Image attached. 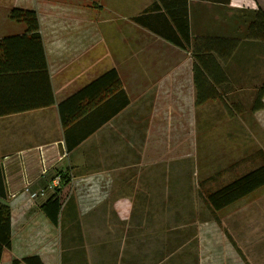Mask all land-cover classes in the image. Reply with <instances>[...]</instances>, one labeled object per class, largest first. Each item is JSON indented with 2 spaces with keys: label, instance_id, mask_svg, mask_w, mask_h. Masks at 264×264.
Wrapping results in <instances>:
<instances>
[{
  "label": "crops",
  "instance_id": "crops-1",
  "mask_svg": "<svg viewBox=\"0 0 264 264\" xmlns=\"http://www.w3.org/2000/svg\"><path fill=\"white\" fill-rule=\"evenodd\" d=\"M263 84L264 0H0V264H264Z\"/></svg>",
  "mask_w": 264,
  "mask_h": 264
},
{
  "label": "trees",
  "instance_id": "trees-1",
  "mask_svg": "<svg viewBox=\"0 0 264 264\" xmlns=\"http://www.w3.org/2000/svg\"><path fill=\"white\" fill-rule=\"evenodd\" d=\"M11 18L14 20L25 22L31 31H37V33H38V30H39L38 19H37V15L34 11L14 9L11 12ZM113 76L115 78L114 89L117 91V94H123L124 95V91L122 89L121 81H120L119 76L117 75V73L115 71H113L111 74L108 75V77H113ZM263 88H264V84H263ZM75 96H77V95H75ZM124 98L125 99L123 101V104L121 105L122 107H125L129 103L126 94L124 95ZM63 123L65 126H68V124L71 122L64 119ZM262 170H263V168L260 167L259 169L255 170L252 173L262 172ZM62 180H64V177ZM244 183H245L244 181H238V180L234 181L233 183H231V184H229V185H227L221 189H218L217 191L210 194L209 200L212 202L214 207H216L217 209H220L221 198H227L226 201L228 202V201H232L234 199H237L238 197H241L242 195H244L248 192L246 190H242L239 188V186L244 184ZM262 183H264V182H260L259 185ZM61 198L62 197H60L58 195V193H56V195L52 196V198H50L44 204L45 210H47V207L49 205L50 206H52V205L57 206L59 208ZM2 219H3V229H2L3 236L0 237V261L2 259L3 249H8L11 246V211H10V208L8 206H4ZM53 219L55 220V217H53ZM22 263L23 262H21V261H14V264H22ZM24 263H26V264H43L41 262L40 258L37 256L26 258L24 260Z\"/></svg>",
  "mask_w": 264,
  "mask_h": 264
},
{
  "label": "built area",
  "instance_id": "built-area-1",
  "mask_svg": "<svg viewBox=\"0 0 264 264\" xmlns=\"http://www.w3.org/2000/svg\"><path fill=\"white\" fill-rule=\"evenodd\" d=\"M62 177L61 176H57L55 178V180L53 181V184L50 186V188L52 189H59L62 186ZM26 191L30 194V196L33 199H37L39 196H44L45 192L41 191V192H31L29 188H26Z\"/></svg>",
  "mask_w": 264,
  "mask_h": 264
},
{
  "label": "rangeland",
  "instance_id": "rangeland-1",
  "mask_svg": "<svg viewBox=\"0 0 264 264\" xmlns=\"http://www.w3.org/2000/svg\"><path fill=\"white\" fill-rule=\"evenodd\" d=\"M212 183V182H211ZM209 186H210V184H209ZM211 189V188H210ZM205 190V189H204ZM208 190V189H207ZM32 198V197H31Z\"/></svg>",
  "mask_w": 264,
  "mask_h": 264
}]
</instances>
